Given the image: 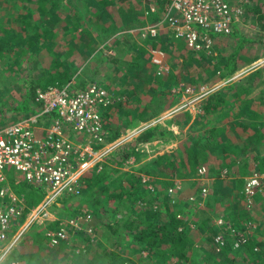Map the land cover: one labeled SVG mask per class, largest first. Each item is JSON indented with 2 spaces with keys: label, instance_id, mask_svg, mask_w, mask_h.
<instances>
[{
  "label": "rangeland",
  "instance_id": "374dc122",
  "mask_svg": "<svg viewBox=\"0 0 264 264\" xmlns=\"http://www.w3.org/2000/svg\"><path fill=\"white\" fill-rule=\"evenodd\" d=\"M3 1L4 0H0V51L4 48V44H6L4 38L10 36L12 33L11 31L15 33L20 31L16 18L25 14L22 11L21 2L8 4L6 6L8 8L4 10L2 9L4 7ZM154 1L155 0H133L134 5L139 12L135 10L138 12V18L134 20L133 25L124 28V30H129L113 36L109 39V42H105L106 44L99 40L100 46L96 48V52L90 59L85 61L79 55H76L71 59L75 60V63H77L79 67L77 73L79 76L75 77L71 83L65 85L66 87L68 86L70 92H79L83 90L82 87L84 83L89 85L90 83L97 82L102 85L104 84L103 86L106 85L111 88L109 90L112 92V95L114 94L117 98L119 97L121 101L124 99V97H120L121 93L124 94V91H126L125 89L129 88L132 90L133 87L130 82H125L123 84L119 80H121L120 76L123 73L125 64H127L126 61H129L130 59V56H128L130 49L135 50L133 47L134 44L138 43L139 45H142L143 42L147 41L157 42L161 38L167 42L170 38L174 37L173 33H170V30L166 27H157L164 17H160L155 23L149 21L147 9H150L151 11L153 6L157 10ZM72 2L77 9H83L86 4L85 0H72ZM250 2L251 5L248 8L249 16L246 19L245 25L239 28L238 33L234 36L218 37L216 40V48L213 46L212 56L214 55L216 57V62L220 64V71L211 75L208 66L206 67V65L202 64L204 65L201 66L204 75L199 76V82H202L201 84H198V82V85L191 86L189 82L190 80L179 81V79H177L178 74L183 72L186 73L181 66L185 63L184 56H182L181 52H176V55L173 58L167 59L163 52L150 51V62L159 65L160 72H168L174 79V84L178 82V88L174 87L173 89V93H176L173 99L168 95H165L166 99L173 102L179 99V102L177 101L174 107L162 109L160 107L162 99L161 97H158L153 103L148 105L149 109L147 110V114H144L145 120H143V123H139L141 121L137 116L140 112L139 109L134 110L133 106L122 105L120 106V109L116 107L115 112H112L113 110L111 108L106 110L102 109L101 114L105 119V122L107 121L106 116L111 114L110 128L113 131V134L111 133L109 135L108 143H118V146L112 149L111 153H109L103 162L96 165L86 176L83 177L82 191L84 192L87 190L86 187L88 188V180L92 179L95 174L105 171L108 176L106 181H104V184H106L105 187L109 189L110 193H112L114 189L117 188V184L121 181L123 175L129 173L138 175L142 178L143 185L140 186L142 189L138 190L144 193L142 200H136L140 195L132 192V188H130V191L128 189V184H126L127 187L125 189L129 191L125 192L124 197L121 200H116L115 202L110 200L105 206L104 204H101L99 210H95L94 207H92V201L104 200L101 195L91 194L94 191H97V188H94L92 192L87 191L86 197L82 192L78 197L68 196L67 198H59L58 202L51 210V219L46 221L39 220L35 224L29 226L22 235L20 239L21 241L16 245L14 249L16 252L6 257L4 264H33L31 259L34 257L35 252H39L42 257L45 255H50V257L53 256L55 259H59L62 264H75L77 261V254L81 252V247L88 250L91 255H94L99 250L102 252L104 249L108 251H116L117 253L122 254L124 258L129 261H135L137 264H180L175 259L166 263H157L154 260L149 259V251L145 250L141 254L134 250L135 246L133 248V243L129 237L128 230L120 228V231L118 232V236L120 235L119 240H116L111 237L106 225L109 223H123L129 213L134 212L135 215V213L139 212L140 208L147 207V203L151 200L150 198L155 195L156 198H158V204L155 208L159 209L160 202H163V197L161 195L165 194L167 191L169 195H173L175 198L180 199L183 202L187 200L186 205L184 207L181 206L183 209L190 208L191 204L194 203L199 204V206L201 205L203 208H207V212L210 213L211 209L208 208L205 203L203 204V202L206 200L209 202L211 200L210 202L214 207L213 210L216 211V198L218 199L219 197H222L224 200L221 205L226 211H228L229 206L226 208L225 203L228 202L229 198L226 196L227 193L225 189L232 188V184L236 185L238 181L232 177H239L242 166L248 163L246 161L247 158H245L246 160L244 162L240 163V168H238L237 171L235 170L236 175L232 171L231 173L229 168H223V162H221L217 151L209 153L211 158L210 161L212 162L209 161V167L201 166L197 174L190 177L191 179L180 177V175H177L174 171L169 178H163L157 175H147L143 172V169L151 162H154L158 157L175 151L180 146L179 144L186 139H202L203 141H206L208 137L205 131L198 130L197 128H200L207 122H210V126L215 125L216 115L208 121H205V123L200 121L202 124L195 129L186 128L185 130H181V128L173 123V120L178 119V115L182 112H189L191 117H193L190 111V109L193 108L194 114H202V102L213 93L216 92V95L225 93L230 97L231 94L227 92L226 89L239 83V85L242 84L245 89L247 88L250 91L249 94H245V99L248 98L250 101H255L259 103L260 106H264V21L253 12L254 9L260 10L262 6V10H264V0H259L258 3L257 0H250ZM37 3L38 0H33L28 6L36 8ZM90 11L91 10L89 9L88 12ZM82 14L85 16V11ZM139 17H143L144 26L138 23ZM150 27L156 28V36H154V34L148 29ZM120 37L125 38L124 40L129 42V44H124V40H119ZM10 38V46H20V43L13 41L12 37ZM114 39H116V41H114ZM60 50L64 51L65 45ZM21 57H18L17 54L10 55V53L5 54L0 52V128L28 114L22 111L27 105L26 102L32 101H27L32 95L30 93V88L27 86V83L30 81L28 79L31 77L38 79L44 74L51 59V56L48 53H45L44 56L33 54L30 60H28L27 55ZM255 59L257 60L253 62ZM162 64L163 66H161ZM234 65H241L243 68L234 75H227L228 69ZM252 73H255L254 75H256V77L252 80H248L247 77ZM195 74L196 73H194V75ZM115 78L116 82L114 81ZM203 81H207L208 83H204ZM182 85L184 87L192 88L205 85L209 87V89L216 87V91L212 94H208L206 97L198 98L195 101L197 95H185V92L181 88ZM60 88H64V86ZM117 93L120 95L117 96ZM122 110L124 112H122ZM126 112H128V114H126ZM197 114L195 119L198 118ZM157 125H161L163 129L173 131L177 135V140H170L169 144L162 143L163 140L143 144L137 149L139 150V157H130L127 160H124L123 156L117 153L120 148L130 144L135 145V141L142 131ZM72 135H74L73 132L70 133V136ZM76 135L77 138H83V136L86 137L85 134ZM113 135L117 138L112 140ZM237 135H240V132H238ZM109 138L112 141H110ZM165 138L167 140L170 139L168 136ZM238 139V142L240 143L242 140L241 138ZM213 158H216V161H213ZM178 166L179 164L177 163L176 167ZM202 168H205L207 171L204 175L199 174V171ZM158 171L161 172V170ZM170 173L171 172H168V174ZM4 174L6 182L1 184V188L8 186L17 194V196H25L28 205H38L45 197V192L43 190H40L25 180H21L23 177L22 173L16 171L15 168L7 167L4 170ZM253 174L264 176V173L260 172L249 174V176H246L244 179L245 187L247 180ZM216 179L221 180L222 185L220 183L217 184ZM192 180L200 183V185H197V183L194 185L193 183L195 182ZM204 188L208 190L206 195H203ZM157 193L162 194L159 196ZM263 195L264 193L257 196L255 204L256 208L251 210L244 205L243 200V205L248 211H250V213H252V217H255L259 223H252V220L240 222L237 226L234 223H228L236 231H239L240 229L243 231L245 224L252 223L254 227L252 226L248 231L247 238H245L244 235L241 236L242 233L237 234L235 231L229 230L227 226L216 223L218 221V214L216 212H211L212 216L210 215V217L213 219L212 223H202L201 230H199L198 223H196V225L191 223V226L198 230L197 232L192 233L195 245L191 248L194 252L192 253L194 254L192 257L194 264H229L231 258L241 257L246 254L245 251L247 250L242 248H245L247 245H252V248H254L255 251H258L260 248L257 243L263 244L264 247ZM260 196L263 197L259 198ZM192 198L195 200L191 201L190 199ZM173 201L175 203L173 202L171 206L174 209L178 208L176 207V200ZM5 202L7 204L9 203L7 199ZM161 206L164 207V204ZM35 207L29 208L31 210ZM128 207L133 210L129 212L127 210ZM164 210L165 209H162V211ZM192 212L189 221H193L196 216L198 219L195 221H199L200 224L199 218L207 217V215L204 216L202 214L199 216L198 212L195 210ZM224 212L225 210H223V213ZM76 219H79V221H77L80 227L79 230L71 224L72 222H75ZM186 224L190 225L189 223ZM181 229H183V226ZM59 230L66 231L71 238V242L65 243L69 254H65L62 249L57 254L55 250L59 248L55 247L60 246V244L51 247L48 243L46 234ZM14 231L17 230L14 229ZM214 232L217 234L216 238L222 235L226 239L225 245L220 251L217 250V247L215 248V254L211 251L212 246L208 240V235ZM241 239L245 240L243 241L245 244L240 245L239 240ZM4 246V244H0V247ZM41 247H44L45 250H40ZM136 248L138 247L136 246ZM74 249H76L75 252ZM223 250H225L224 254ZM73 252L76 254H73ZM209 252L211 253L210 256L206 254ZM89 253L87 256H89ZM65 255H67V257L64 259L63 257ZM46 259H48L47 256ZM44 264H46V262Z\"/></svg>",
  "mask_w": 264,
  "mask_h": 264
},
{
  "label": "trees",
  "instance_id": "16d2710c",
  "mask_svg": "<svg viewBox=\"0 0 264 264\" xmlns=\"http://www.w3.org/2000/svg\"><path fill=\"white\" fill-rule=\"evenodd\" d=\"M85 1L86 4L83 9H77L73 5L72 0H38L36 8L28 6L33 0L3 1L4 7L2 9L4 10L8 8L6 7L8 4L21 2L22 11L25 14L16 18L20 31L17 33L11 31V35L4 38L6 44H4V48L2 46L3 49L0 52L5 54L10 53V55L17 54L18 57L27 55L28 60L31 59L33 54L44 56L45 53H48L51 56L45 73L38 79H34L33 77L28 79L30 81L27 83V86L30 88L32 95L27 101H32L26 102L27 105L22 110L23 112L28 114L34 113L33 107L35 106V97L38 90H46L55 86H59V88L63 87L71 83L75 77L79 76L77 75L79 67L75 63V60H71L72 58L79 55L85 61L90 59L96 52V48L100 46L99 40L106 44L105 42H109V39L113 36L129 30H124V28L132 26L134 20L138 18L137 13L139 11L135 7L133 0ZM154 2L157 8L156 12L147 9L148 18L151 23L157 22L160 17H165L166 8L171 3V0H155ZM258 2L259 0H257ZM262 8L260 9L261 11L254 9L253 12L264 21V10ZM89 9L91 10L90 12H88ZM84 11L86 13L85 16L82 14ZM138 23L144 26L143 17H139ZM236 33L238 31H235L232 35L234 36ZM10 37H12L13 41L20 43V46H10ZM124 39L120 37L119 40ZM124 44H129V42L124 40ZM64 45L66 51H61L60 49ZM133 47L136 51L130 49L128 54L130 59L126 61L127 64H125L123 73L120 76L121 80H119L123 84L130 82L133 89H125L124 94L121 93L120 96L124 97V99L117 101L111 109L113 110L112 112H115L116 107L120 109L122 105L133 106L134 110L139 109L140 111L139 115L137 114L138 119L140 118L141 120L139 123H143V120H145L144 114H147V110L149 109L148 105L153 103L158 97L162 99L160 106L162 109L172 108L177 101L179 102V99L173 102L165 98V95H168L173 99L176 94L173 93V89L177 87L178 82L174 84V79L168 72H160L159 65L150 62V51L163 52L167 59L173 58L176 52H181L185 60V63L181 66L186 73L178 74L177 79L179 81H186L188 79L190 80L191 86L202 83L199 82V76L204 75L201 66H208L211 75L220 71V64L216 62V57L214 55L212 56L213 53L207 55L192 52L186 47L183 40L175 39L174 37L170 38L167 42L161 38L157 42H143L142 45L135 43ZM256 60H253V62ZM242 68L241 65H234L228 69L227 75H234ZM194 73L196 74L194 75ZM254 74H250L247 79H254L256 77ZM114 81L116 82V78ZM204 83L208 82L205 81ZM86 87L87 85L84 83L82 89ZM105 87L108 90L111 89L106 85ZM226 91L231 94L230 97L225 93H220L202 102L201 109L203 114L198 115V118L192 124V117L189 112H182L178 115V119L173 120V123L181 128V130H185L186 128L195 129L202 122L205 123V121H208L216 115L215 125L210 126V122H207L205 125L197 128L198 130L205 131L208 137L206 141L202 139H186L172 153L165 154L158 157L154 162H151L143 169V172L147 175L169 178L174 171L180 177L191 179L190 177L195 176L201 166L209 167V153L217 151L221 162H223V168H229L230 172L232 169L237 171L243 159H250L251 162L242 166L236 185H232V188L225 189L226 196L230 199L228 204L230 203L232 205L231 209L227 211L225 219L229 223H234L237 226L240 222L253 219L252 213L243 205L245 177L255 172L264 173V157L252 156L258 147L264 145V106H260L259 103L250 101L248 98L245 99V94H249L250 91L247 88L245 89L242 84L232 85ZM119 95L117 93V96ZM122 112L124 111L122 110ZM106 117V129L111 134L113 132L110 128L111 114H108ZM238 132H240V135H237ZM166 136L170 139L167 140L165 138ZM115 138L117 137L113 135L112 140ZM238 138L242 140L240 143L238 142ZM112 140L110 139V141ZM160 140H163L162 143L169 144L170 140H177V135L173 131H169V129H163L161 125L150 127L140 133L135 141V145L130 144L120 148L117 153L123 156L124 160L130 157H139V150L137 149L141 145ZM177 163L179 164L178 167H176ZM158 170H161V172ZM168 172L171 173L168 174ZM107 176L105 171L95 174L92 179L87 181L88 188L86 187L87 190L83 192V195L86 197L87 191L92 192L94 188L98 189L91 194L101 195L104 200L92 201V207L95 210H99L101 204L105 206L110 200L114 202L121 200L125 192L129 191L130 188H132V192L140 195L136 198L137 201L142 200L144 197V193L138 191L142 189L140 186L143 185L140 176L129 173L124 174L121 181L117 184V188L112 193H110L109 189L105 187L106 184H104ZM193 182H195L193 183L194 185L196 183L200 185L196 181ZM216 183L222 185L221 180L216 179ZM126 184H128L129 190L125 189L127 187ZM161 194L158 195L160 196ZM161 196L163 197V202H165H160L159 209L155 208L158 204V198L155 195L150 198L151 200L147 203V207L140 208L139 212L135 213V215L134 212L129 213L123 223H109L106 227L111 237L116 240H119L120 235L118 236V232L120 228L128 230L133 248L134 246L135 248L136 246L138 247L136 249L134 248V250L141 254L145 250L149 251L148 258L157 263H166L175 259L180 264H194V260L192 259L194 255L192 253L194 252L191 248L195 245L192 233L198 230L191 225L198 223L199 230H201L202 223H212L213 219L210 215L212 216L211 212L216 211L213 210L214 207L210 202L211 200L209 202L208 200L205 201V205L211 209L209 213L207 212V208H203L199 204L194 203V205L191 204L190 208L183 209L181 206L184 207L187 200L183 202L173 195H169L168 191ZM218 199L221 201L224 200L222 197ZM173 200H176V207L179 209H174L171 206L174 202ZM163 204L164 207L161 206ZM28 206L35 207L37 205ZM128 208L127 210L129 212L133 210ZM162 209H165V212ZM194 210L198 212L199 216L202 214L204 216L207 215V217L199 218V224V221H195L198 219L195 216L194 220L191 221L192 224L189 223L190 225H187L186 223H188V220L191 218L190 215ZM182 226L183 229H181ZM216 235L215 232L208 235L209 243L212 246L211 251L214 254ZM257 245L260 247L258 251H255L252 245L243 246L245 248L242 249L247 250L245 251L246 254L241 257L231 258L229 264H264L263 244L257 243ZM55 248H59L55 250L57 254L61 249L64 250L65 254H69L65 243H61L60 246ZM80 249L81 252L77 254L75 264H137L135 261H129L124 258L122 254L116 251L104 249L102 252L99 250L94 255H91L84 247ZM40 250L45 249L41 247ZM225 250H223V254ZM75 251L76 249H74ZM74 252L73 254H76ZM88 253L89 256H87ZM206 254L211 255L210 252ZM46 256L48 259H46ZM65 257L67 255L63 258L65 259ZM31 260L33 264H44L45 262L46 264H62L59 259H55L53 256L50 257V255L42 257L39 252H35Z\"/></svg>",
  "mask_w": 264,
  "mask_h": 264
},
{
  "label": "built area",
  "instance_id": "2783aa9c",
  "mask_svg": "<svg viewBox=\"0 0 264 264\" xmlns=\"http://www.w3.org/2000/svg\"><path fill=\"white\" fill-rule=\"evenodd\" d=\"M250 5V0H171L157 27L169 29L190 51L209 55L218 37L230 36L245 25ZM155 10L152 6L151 11ZM148 29L156 36L155 27ZM181 88L187 96L197 95L195 101L216 91V87L209 89L205 85ZM119 100L97 82L79 92H70L68 86L50 87L37 91L34 113L0 128V244L5 245L0 247V264L16 252L14 249L29 226L51 219V210L59 198L80 196L83 177L118 146L108 143L110 133L101 111ZM71 132L74 135L70 136ZM76 134L86 137L77 138ZM7 167L15 168L22 173L21 180L45 192L35 208L30 210L26 197L17 196L10 187L1 188L6 182ZM205 172L202 168L199 174ZM207 191L204 188L203 195ZM263 193L264 176L251 175L246 182L244 205L249 210L255 208L256 196ZM77 221L71 224L79 230ZM217 223L245 238L253 226L248 223L243 231H236L223 220ZM46 236L51 247L71 242L66 231L49 232ZM225 240L222 235L215 237L217 250L224 247ZM243 241L239 240L240 245L245 244Z\"/></svg>",
  "mask_w": 264,
  "mask_h": 264
},
{
  "label": "crops",
  "instance_id": "0c3cea01",
  "mask_svg": "<svg viewBox=\"0 0 264 264\" xmlns=\"http://www.w3.org/2000/svg\"><path fill=\"white\" fill-rule=\"evenodd\" d=\"M170 33H171V31H170ZM175 38V37H174ZM176 39V38H175ZM187 47V46H186ZM214 47H216V42H215V44H214ZM212 52H213V50H212ZM211 52V53H212ZM161 66H163V64L161 65ZM159 69H160V66H159ZM183 86V85H182ZM215 94V95H214ZM212 96H216V92L215 93H213L210 97H212ZM209 98V97H208ZM206 100V99H205ZM204 102V101H203ZM190 111H191V113H192V115H193V117H192V121H191V124L193 123V121L195 120V117H196V114H194L193 113V111H194V108L193 109H190ZM202 114H203V111H202ZM198 115V114H197ZM199 115H201V114H199ZM252 156H256V157H258V156H263L264 157V145L263 146H260V147H258L257 148V150H255L254 151V153H253V155ZM210 160H211V158H210ZM213 161H216V158H213L212 159ZM246 159H243L242 160V162H244ZM211 162V161H210ZM247 162L249 163V162H251L250 161V159H247ZM212 163V162H211ZM213 165H214V163H213ZM233 173H235V175H236V172H235V170L234 169H232L231 170ZM231 172V173H232ZM232 178H234V179H237L238 177L237 176H235V177H232ZM233 185V184H232ZM244 196V195H243ZM245 199V196H244V198H243V200ZM230 200V199H229ZM228 200V201H229ZM256 201H257V196H256ZM205 202H203V204H204ZM221 203H222V201L220 200V199H217L216 198V213L218 214V221H220V220H223L224 221V223H229L228 221H227V219H225L226 218V213H227V211H226V209H224L223 208V206L221 205ZM201 206V205H200ZM225 206H226V208L229 206V209H228V211L231 209V206L232 205H230V203L228 204V202H226L225 203ZM221 208H222V210H221ZM256 208V207H255ZM223 210H225V212L223 213ZM253 219H252V223H259V221L255 218V217H252ZM192 221V220H191ZM191 221H189L188 220V223H191ZM217 221V222H218ZM216 222V223H217Z\"/></svg>",
  "mask_w": 264,
  "mask_h": 264
}]
</instances>
